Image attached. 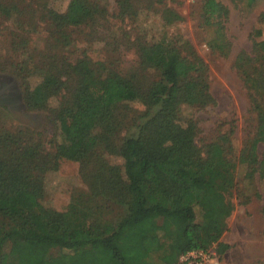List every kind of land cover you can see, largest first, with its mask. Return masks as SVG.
Segmentation results:
<instances>
[{
	"label": "trees",
	"instance_id": "1",
	"mask_svg": "<svg viewBox=\"0 0 264 264\" xmlns=\"http://www.w3.org/2000/svg\"><path fill=\"white\" fill-rule=\"evenodd\" d=\"M130 1L115 0L128 10ZM238 1L253 8L264 0ZM200 2V25L213 34L210 49L226 56L229 11L219 0ZM106 13L99 0H70L65 12L47 19L54 28H77ZM257 22L250 51L239 52L235 64L254 115L237 162L233 130L196 142L200 130L190 111L213 105L214 98L207 66L189 43L137 38L139 62L125 73L87 58L60 67L34 64L31 73L39 79L21 84L25 107L48 111L59 142L55 159L78 163L88 193L118 214L97 225L74 205L59 211L44 204L33 179L40 148L0 134V264H184L182 255L211 249L220 259L229 248L221 238L235 208L236 163L250 185L264 182V8ZM124 103L143 107L129 124L117 112ZM111 157L122 161L120 184L113 182Z\"/></svg>",
	"mask_w": 264,
	"mask_h": 264
},
{
	"label": "rangeland",
	"instance_id": "2",
	"mask_svg": "<svg viewBox=\"0 0 264 264\" xmlns=\"http://www.w3.org/2000/svg\"><path fill=\"white\" fill-rule=\"evenodd\" d=\"M69 1L0 0V67L6 70L0 73V134L16 136L22 143L40 148L33 179L44 193V204L59 211L74 205L86 211L89 220L97 225L107 224L118 214L113 204L88 193L78 163L55 159L59 142L48 111L25 107L22 82L33 84L39 79L31 73L34 64L60 67L63 61L82 58L94 64L104 62L125 73L139 62L134 47L137 38L155 42L166 37L177 47L191 45L207 66L214 98L213 105L190 111L200 130L196 142L202 146L233 130L231 140L237 162L238 153L253 131L254 115L235 72L236 58L239 52L251 49L252 33L259 26L257 19L264 1L247 8L238 0H219L229 11L224 27L231 49L226 56L210 49L213 34L200 25V0H134L131 10L115 0H99L107 13L98 23L77 28L52 27L47 16L50 12H65ZM167 11H172L168 20ZM262 40L264 45V32ZM19 65L24 71L19 70ZM117 112L119 119L129 124L139 117L143 107L124 103ZM134 131L132 128L130 132ZM110 164L114 168L113 182L120 184L124 179L122 161L111 157ZM243 173L236 163L231 198L235 208L221 238L229 248L219 264H264V182L255 180L250 185Z\"/></svg>",
	"mask_w": 264,
	"mask_h": 264
},
{
	"label": "built area",
	"instance_id": "3",
	"mask_svg": "<svg viewBox=\"0 0 264 264\" xmlns=\"http://www.w3.org/2000/svg\"><path fill=\"white\" fill-rule=\"evenodd\" d=\"M184 264H219V258L214 250L190 251L180 257Z\"/></svg>",
	"mask_w": 264,
	"mask_h": 264
}]
</instances>
